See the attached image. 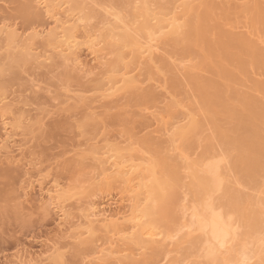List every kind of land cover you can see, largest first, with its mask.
Here are the masks:
<instances>
[{
    "label": "bare ground",
    "instance_id": "1",
    "mask_svg": "<svg viewBox=\"0 0 264 264\" xmlns=\"http://www.w3.org/2000/svg\"><path fill=\"white\" fill-rule=\"evenodd\" d=\"M116 2L120 11L93 6L97 11L90 7L87 14L81 0H28L20 6L29 25L24 33L0 19L3 68L4 61L9 69L61 68L62 84L80 87L61 88V104L74 112L83 108L76 123L81 138L91 137L75 163L93 175L80 188L55 180L45 189L59 231L76 248L85 247L82 258L91 264H264V0ZM44 18L48 28H40ZM84 48L103 70L95 80V69L81 60ZM16 109L19 116L11 104L0 106V154L10 165L22 162L13 154L24 146L13 142L28 127L25 109ZM114 110L125 114L116 117ZM108 117L121 124L124 141L107 131L98 141L95 132H105ZM136 123L157 130L139 137ZM13 178L0 168V200ZM113 190L126 206L120 211L98 201L102 191ZM73 201L78 214L70 209ZM64 246L21 251L11 264H65Z\"/></svg>",
    "mask_w": 264,
    "mask_h": 264
},
{
    "label": "rangeland",
    "instance_id": "2",
    "mask_svg": "<svg viewBox=\"0 0 264 264\" xmlns=\"http://www.w3.org/2000/svg\"><path fill=\"white\" fill-rule=\"evenodd\" d=\"M87 1H88V3H86L85 0L84 1L81 0L82 5H83V2L86 3L84 5L88 9V11H87V9L85 7V9L88 13L85 10H84V12H86L87 14H91L92 10H94V9H95V11H97V9L94 8L97 6H101L102 8L107 7L108 9L113 8L114 10H117V11H120L122 9L120 6H118L116 0H91L92 2L90 0H87ZM27 2H28V0H20V1L19 0H0V19L5 20L7 22V24L11 23V25L12 24H14V26L16 25V28H18L20 33H24L25 31H27L29 25L26 22H24L23 13L20 10V6L24 5ZM89 2H91L92 5ZM93 3H95V5ZM87 4L89 7L87 6ZM90 7H92V10ZM101 7H99V8L97 7L99 12L103 11V9H104V8L102 9ZM87 14H85V15H87ZM44 19H42V21L40 23L41 24L40 28L42 26H43L42 28H44L46 26L49 27L51 24L48 19H45V20ZM95 20L96 19H94V22L96 24L97 20H99V19H97L96 21ZM0 22H2V21H0ZM90 24H91V26L94 25V23H91V22H90ZM48 27H46V28H48ZM40 49L42 50V48H40ZM82 50H84V51L82 52ZM82 50L80 53L82 55L81 60H84L83 63L86 64V69H89V70L95 69L93 72L94 75L91 76L92 77L91 79L95 80V79L99 78L98 76H101V73L103 70L101 68H100L101 70L99 68L98 69L96 68L97 67V63H95L96 61H94L93 56L90 53H88V51L85 52L86 51L85 48ZM1 53L3 54V53H5V51L4 52L2 51ZM29 61H31L30 58H29ZM3 63H4V68L6 66L8 68L6 67L4 69L2 67L3 64L0 65V70L3 69V71H1L0 74L2 75L1 76L2 79L4 77L3 80L0 78V81H1L0 82L1 83L0 88L2 85L6 87L5 91H4V94H5L4 96L7 95V98H6L7 101L5 100L6 104L7 105L11 104L13 106L14 112L17 111V112H15L17 116H19L18 109L15 110V108L20 107V109H23V110L25 109L23 112H24V116L26 117V119L28 121H25L26 120L25 117H24V119H22V121H24L23 123L27 122L24 126L27 125L28 127H25L26 128L24 131L25 135L23 133H21V137L19 136L17 140L15 138L16 142L15 141L13 142V147H15V145L17 147V145L23 144V146H24L23 150L25 152L23 151L24 154L22 152L21 153L23 156L27 155L26 157H23L22 155L20 156L21 153L19 151L17 153V150H18V147H17V150H16V148H14L16 150V153L13 154L14 158L16 160H19V158L22 157L25 160L20 158V160H22V162L17 161L15 163H13V165L12 164L10 165L9 161L6 160L5 152H3L4 154L2 152L0 154V168L10 169L11 170V176H12V178L14 177L13 179H15V180H13L12 184L9 187L5 188V190L8 192V194H7L8 196H6L5 200H0V264H4V263L5 264H11L13 262L12 259L14 258V256L21 251L22 252L23 251H27V252L30 251L33 253L34 252L35 253L42 252L46 249L47 245H51L55 242L59 243V245L61 244L63 246L65 244H66L65 246L68 245V247L64 246L65 247L64 249L68 252H65V250L63 249L65 254L67 253L66 257H65V260L67 258V261L65 262V264H82V263L84 264V262H85V264H91V263H88V260H83V258H82V257H84L83 251H84L85 247H82L83 250L81 248L80 249L76 248L77 245L75 246L74 243L67 240V238H65V236H64V233L62 234V232L59 231L57 225H58V223H60V221H59L60 219L57 215V211L53 210L52 208L51 209L48 208V205H47L48 198H47L46 193H45V191H46L45 189L48 188L49 186L53 185L52 183L55 180L57 182L59 181V183H63V184L67 183L71 187L75 186L76 188H80L81 184L82 185H84V184L89 185V183H90L89 179H91V177L93 175L91 169L84 170L83 167L80 166L77 170V167L79 165L77 166V164L75 163V160L77 159V154H79L80 152L84 151V149H86V145L84 148V144L87 143V140L91 137V136L87 137L85 135L87 137V140H86V137L81 138L84 135H82V132H79L81 130L79 129L78 124H79V121H81V118L83 117L82 115L84 114V112H82L83 110H80V109H83V108H81L82 106H79V107H77L78 109L77 108L75 109V111L76 110L77 111L79 110V111L74 112L73 108L69 109V108H67V106L65 107L61 104V101L65 98L64 97L65 92H63V90L61 88L65 87L64 91H66V87H67V86H65V82H63L64 85L62 84V78L61 77H62L63 71L61 68L56 69L55 70L56 72H55V71H53V69H50V66H48L50 71L48 68H46V70L44 68V71H43V69H41V70L38 69L39 70V72H38V70L37 69L35 70V68H34L35 65L33 66V68L32 67L29 68L31 66L29 64L28 65L29 67L26 66L27 68L26 67L25 68H19V67L14 66V68L9 69V66L7 65V63H9V62L6 63V61H4ZM5 71H7V72L9 71L8 72L9 74H7ZM3 72H5L7 75L5 73L3 75ZM26 73H28V74H26ZM32 74H34V75H32ZM36 74H38V75H36ZM15 75L18 78H15L16 77ZM206 76L208 77V75H205V77ZM39 78H41L42 80ZM91 79L88 78L89 81ZM31 80L34 81L33 89H32V85H33L32 83L33 82ZM88 80L86 79V81L84 80V82L87 83ZM93 80L90 81V82H92V84H93ZM89 81H88V85L86 84L87 86H85V87L91 86V83ZM35 83H37V84L35 85ZM38 84L39 85L41 84L40 88H39ZM60 84L63 86L61 87ZM28 87L30 88V90L28 89ZM35 87H37V88H35ZM49 87H51V88H49ZM24 88H25V92H23ZM69 88L71 90L74 89L76 91L78 89H80V87H78L74 84L73 85L71 84ZM32 90H36L40 94L36 91L32 92ZM36 93H37V95H36ZM1 94H2V92H0V99L2 96ZM21 94H24V95L21 96ZM30 94H31V96H30ZM19 95H20V97H19ZM57 96L62 98V99L58 100V101H57V99L55 100V98H57ZM12 97L15 99H13ZM19 99H22V100H19ZM26 100H27V102H26ZM53 100H54V103H53ZM19 101H21V102H19ZM56 101L57 102L60 101L59 103L61 105L59 103H57ZM4 103L1 104V101H0V106L1 105L6 106V104H4ZM58 106H60V107H58ZM63 107L67 108V111L68 110L69 111L68 112L65 111L66 109ZM133 111L134 110H131V113H133ZM71 112H73V113H71ZM79 112L81 115L79 114ZM95 112H97L98 114H101V112H103V109H97ZM122 112L123 111H120V110L119 111L118 110L117 111L116 110L111 111V113L115 116L119 115V114L120 115L125 114ZM111 113H110L109 117L111 116L110 118L112 120L113 115H111ZM77 114H79V115H77ZM1 115L2 114L0 113V143H2V141L5 139V132L3 133L4 128H3V121H2ZM43 115H45V116H43ZM36 117L38 119H36ZM109 117L106 120L107 122H105L106 123L105 125H107L105 127H107L109 130L107 128H104L105 130L104 129L103 130L105 132L102 131L103 133L100 132V134H98V132H95L97 134L98 141L100 139L99 135H101L102 137L106 136V134H107L106 131L108 132L107 136H109L113 139L115 138V139L119 140L122 137L121 136L122 133L121 134L118 133V132H123L122 129H121V131H119L120 130L119 126L121 127V124L119 122H117L116 118L114 117L115 120L114 119L113 120H114L115 124H116V122H117L116 125L119 124L118 126H116L113 121L111 122ZM116 117H118V116H116ZM22 118H23V116H22ZM39 120L43 124L42 126L40 125L41 123L38 124ZM75 124H76V126H78V128H76ZM136 124L137 125H133V127L136 131L135 133H137L139 137H145L146 135L147 136L152 135L151 134L152 131L155 132V129L157 130V126L155 125L156 126L155 129H154V126L151 127L154 130L149 128L150 130L147 129L149 131V132H147V130H140L142 128L141 125L138 123H136ZM124 127H123V129H126V131L128 132V130H127L128 126H127V128H124ZM225 127H227V125ZM124 132H125V130H124ZM145 132H147V133H145ZM28 133L31 137L29 135H27ZM96 134H94L92 136H95ZM117 134L120 137H117ZM125 134H126V132H125ZM22 135H24L23 137L25 139L22 137ZM124 137H125V135H124ZM28 138H30V139H28ZM97 138H96V142H97ZM125 138H127V135ZM125 138H123V139L125 140ZM123 139L121 138L120 140L124 141ZM100 141H101V139H100ZM82 142H83V144H82ZM28 148H30V149H28ZM80 149L82 151H80ZM30 159H31V161H30ZM31 162H33V163H31ZM29 164H31V166ZM34 164H35V166H34ZM75 164H76V167L74 168ZM47 166H49V167H47ZM27 168H29V169L31 168L30 170L32 171V173L34 175L32 173H30V170ZM46 171H48V174ZM27 172H28V174H27ZM85 172L87 173V175ZM29 173H30V175H29ZM30 176H31V178H30ZM42 176H44V179ZM52 177H54V178H52ZM79 177H81V180ZM88 177H89V179H88ZM28 178H30V179H28ZM82 178H84V179H82ZM86 179H88V183H87ZM44 180H46V181H44ZM75 180H76L77 184H76ZM30 181H31V183H30L31 186L29 184ZM82 181L84 183H82ZM88 189H89V187H88ZM90 190H88L89 193L95 192L94 190L93 191L91 190V192H90ZM113 193H114V195H113ZM119 197H120V195L115 190H113L107 194L105 193V191H102L97 196L98 201H100V199H101L100 203H103L106 206V208L111 209L110 211H112V212H115L118 210L120 211V210H122V208L126 207L125 204L123 203L122 199ZM111 202H113V203H111ZM122 203L124 204L125 207H123ZM72 204H73L72 206L74 209L71 208L72 206L70 207V209L74 210L73 212L78 214V210L76 208L78 202L73 201ZM63 237H64V239H63ZM59 241H61V242L63 241V242L61 243ZM64 241H65V243H64ZM67 241L69 243H72L73 245L68 244ZM50 242H51V244H50ZM78 249H79V251H78Z\"/></svg>",
    "mask_w": 264,
    "mask_h": 264
}]
</instances>
